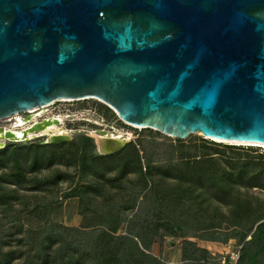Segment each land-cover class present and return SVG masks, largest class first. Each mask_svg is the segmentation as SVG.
I'll return each instance as SVG.
<instances>
[{
    "label": "water",
    "instance_id": "95a60500",
    "mask_svg": "<svg viewBox=\"0 0 264 264\" xmlns=\"http://www.w3.org/2000/svg\"><path fill=\"white\" fill-rule=\"evenodd\" d=\"M87 98L173 138L264 145V0H0V121Z\"/></svg>",
    "mask_w": 264,
    "mask_h": 264
},
{
    "label": "rangeland",
    "instance_id": "374dc122",
    "mask_svg": "<svg viewBox=\"0 0 264 264\" xmlns=\"http://www.w3.org/2000/svg\"><path fill=\"white\" fill-rule=\"evenodd\" d=\"M47 107L48 113L45 110L39 118H59L61 124L53 127L67 132L59 144L49 141L50 135L28 142L0 140V192L10 201H0V243L36 238L56 226L86 232V216L101 215V208L121 209V218L127 216V222L119 235L132 232L144 238L149 246L146 253L157 261L154 264H264L262 244L253 241L264 219V191L244 188L243 177L238 176L241 166L258 171L264 167V147L221 143L202 134L173 138L126 123L112 106L97 98L61 100ZM3 128L21 129L10 120L0 121ZM102 132L130 140L113 155L104 156L96 139ZM136 154L147 175V188L138 173H130L129 182L124 177L123 165L132 164ZM178 167L186 172L181 175ZM199 173L214 176L215 181L222 178L221 185L227 181L233 195L257 200L259 216L242 213L243 218H238L217 195L201 187ZM113 178L114 185L110 183ZM155 186L165 196L177 187L186 194L182 202L176 197L161 201L153 192ZM213 224L229 228L232 238L226 243L201 239V235L213 237L200 231ZM237 226L241 229L234 230Z\"/></svg>",
    "mask_w": 264,
    "mask_h": 264
},
{
    "label": "trees",
    "instance_id": "16d2710c",
    "mask_svg": "<svg viewBox=\"0 0 264 264\" xmlns=\"http://www.w3.org/2000/svg\"><path fill=\"white\" fill-rule=\"evenodd\" d=\"M131 163L132 164L127 161L123 165L125 170L124 177L127 179V182L131 180V174L138 173L145 185L144 187L147 188V175H143L142 162L139 160L138 154H136V159L134 161L132 160ZM150 166L151 164L149 163V167ZM131 167L133 168L131 169ZM151 169L152 167H150V170ZM240 169L238 176L243 177L241 184L244 188H258L264 191V167L260 171L256 168L247 166H241ZM176 171L182 175L186 172V169L178 167ZM199 175L201 177L198 178V181L201 183V187L206 188V191L211 193L212 196L213 194L217 195L219 202L230 207L233 213L237 214L238 218H243L242 213H247V216L252 218L253 216H259L260 203L257 200L253 201L250 197L245 195L241 197L237 194L233 195L229 190L230 187L227 181L221 185L220 181L222 178L216 180L220 184L218 185L214 176L206 173H199ZM175 177L177 179H183L181 176ZM224 178L229 179V175H225ZM115 181L116 179L113 178L110 183L114 185ZM154 191L157 193V198L161 201H169L173 198H178L177 200L182 202L186 194V191L181 190L180 187L174 189L173 192L169 191L166 196L158 187L156 189V186L153 189V192ZM1 192L0 201H9L6 195ZM140 197L141 193L136 196V201ZM11 207L12 206H10V209ZM133 208V205L127 206L126 211H131ZM107 211L108 210L105 208H101V215L98 214L95 218L86 216L89 221L88 224L84 226L85 228H89V231L86 232L61 226L57 227L55 225V229L52 231L46 230L40 233L36 238L28 237L27 239L15 242H1L0 264H154L157 262L146 253V250L149 251V246L140 235H136L132 232H129V235H119V229L122 224L127 222V216H125L124 219L121 218L123 210H113L114 213ZM100 218H102V220L97 221L98 223L94 220ZM91 223L95 224L93 225ZM241 227H243L242 224ZM180 229L184 228L179 227V230ZM240 229V226H237L234 230ZM229 230V228H224L220 224H213L212 226H207L200 230L213 237L201 235V239L226 243L233 235V232ZM217 235H222L224 238L218 237ZM253 239L255 243L262 244L260 250L264 251V219H262V223L258 225ZM5 247H8V249H5Z\"/></svg>",
    "mask_w": 264,
    "mask_h": 264
},
{
    "label": "bare ground",
    "instance_id": "6f19581e",
    "mask_svg": "<svg viewBox=\"0 0 264 264\" xmlns=\"http://www.w3.org/2000/svg\"><path fill=\"white\" fill-rule=\"evenodd\" d=\"M61 100L70 101L67 99H60V100H57L55 102H59ZM47 106H49V105H47ZM47 106L45 109H43V107H41V108L28 110L27 112H25L26 113L25 116H22L21 113H19V114H16V115L4 120V121L10 120V122L12 123V125L15 128L21 127V129L17 130V131L13 130V129H4V128L1 129L0 130V140H7V141L11 140L13 142H28V141H32L34 139L46 137V135H50L49 137L51 138V140H49V141H51L52 143H56V142H59L60 140H62L63 138H65L67 136V132L64 129H61V128L55 129L56 126H59L61 124V122H62L61 119H59V118H56V119L55 118H51V119L39 118V117H42V115L45 113V110L48 113V110H47L48 107ZM34 112H36V113L33 116L24 118V117L30 115L28 113H34ZM37 118H39V119H37ZM126 123H128V122H126ZM53 126H55V127H53ZM45 131L48 132V134L45 133ZM101 134H103V135L102 136H96V139H97L99 152L101 154H103L104 156L109 155V154H113V153L121 150L127 144V142H129V140H130L128 138H125V136H122L121 134L120 135H114V136H109L106 132H102ZM202 135H204V134H202ZM206 137L213 140V141H217V142H221V143L238 144V145H254V146H258V147H264V145H259V144L225 142V141L214 139V138H211L208 136H206ZM2 148H3V144L0 143V149H2Z\"/></svg>",
    "mask_w": 264,
    "mask_h": 264
},
{
    "label": "flooded vegetation",
    "instance_id": "af4514ba",
    "mask_svg": "<svg viewBox=\"0 0 264 264\" xmlns=\"http://www.w3.org/2000/svg\"><path fill=\"white\" fill-rule=\"evenodd\" d=\"M41 110V109H40ZM36 112H34V113H28V114H30L29 116H26V117H24V118H27V117H30V116H33L34 114H35ZM47 119H51V118H47ZM56 119V118H55ZM19 121V120H18ZM17 121V122H18ZM1 130V129H0Z\"/></svg>",
    "mask_w": 264,
    "mask_h": 264
}]
</instances>
